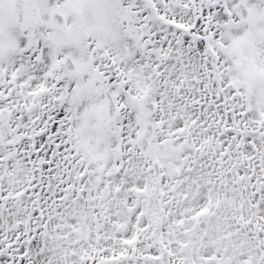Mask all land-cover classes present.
<instances>
[{
  "label": "snow or ice",
  "instance_id": "6c2138e0",
  "mask_svg": "<svg viewBox=\"0 0 264 264\" xmlns=\"http://www.w3.org/2000/svg\"><path fill=\"white\" fill-rule=\"evenodd\" d=\"M0 264H264V0H0Z\"/></svg>",
  "mask_w": 264,
  "mask_h": 264
}]
</instances>
